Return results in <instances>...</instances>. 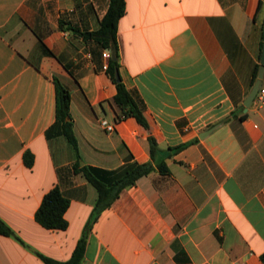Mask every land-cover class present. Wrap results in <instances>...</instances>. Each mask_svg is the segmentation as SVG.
I'll return each instance as SVG.
<instances>
[{"label":"crops","instance_id":"obj_1","mask_svg":"<svg viewBox=\"0 0 264 264\" xmlns=\"http://www.w3.org/2000/svg\"><path fill=\"white\" fill-rule=\"evenodd\" d=\"M108 6L0 0V219L15 234H0V264H45L36 253L65 262L84 233L80 264H262L264 103L244 101L264 0H125L119 74L148 129L116 118L111 50L80 33L97 30ZM54 79L70 93L78 156L56 124ZM149 136L161 150L188 145L86 228L98 194L77 164L111 172L151 161ZM54 187L69 200L65 229L34 217Z\"/></svg>","mask_w":264,"mask_h":264},{"label":"trees","instance_id":"obj_2","mask_svg":"<svg viewBox=\"0 0 264 264\" xmlns=\"http://www.w3.org/2000/svg\"><path fill=\"white\" fill-rule=\"evenodd\" d=\"M124 12L125 0H109L108 9L100 22L99 28L95 31H85L80 33L83 38L93 39L103 48L108 50L115 49L117 52V58L115 60L109 57L106 69L109 78L116 87V93L112 98L113 104L118 109L116 118L122 119L133 117L143 128L148 129L149 125L143 114V108L140 101L126 88L121 77L120 81H117L115 77V71L117 70L119 72L118 44L116 40L117 24ZM258 70L259 65L254 69L252 84H254L257 79ZM54 83L56 92V124L60 126V133L67 139L78 156L77 141L73 132L72 122L71 120H66L67 118H70V93L57 79H54ZM148 142L151 161L145 163L131 162L111 172L86 165L79 167L77 164L76 170L81 172L95 187L98 194L86 228H88L98 217L101 211L109 208L113 204L123 190L134 185L138 178L147 175L155 168L162 173L168 172L166 159L170 158L173 154L188 145V143H183L171 147L168 150H161L158 148L153 137L149 136ZM23 159L25 165L28 167L32 166L33 155L30 152H25L23 154ZM68 206L69 200L63 196L58 187H54L43 196L42 201L35 212V220L47 229H65L67 227V221L64 218V213ZM0 234L15 237L12 229L1 219ZM85 244L86 240L84 233L78 241L71 258L65 262L54 260L39 253L36 254L45 264H80L83 258ZM260 260L262 264H264V252L260 254Z\"/></svg>","mask_w":264,"mask_h":264},{"label":"water","instance_id":"obj_3","mask_svg":"<svg viewBox=\"0 0 264 264\" xmlns=\"http://www.w3.org/2000/svg\"><path fill=\"white\" fill-rule=\"evenodd\" d=\"M110 56L113 60H115L117 58V52L115 49L111 50ZM115 77H116L117 81H120V74L117 70L115 71ZM263 78H264V33H263V43H262L261 56H260V61H259L258 75H257V79H256L249 95L247 96L246 100L244 101V106L246 108H248L251 105L252 101L254 100L255 96L257 95L260 87L262 86ZM67 120H69V119H67Z\"/></svg>","mask_w":264,"mask_h":264},{"label":"built area","instance_id":"obj_4","mask_svg":"<svg viewBox=\"0 0 264 264\" xmlns=\"http://www.w3.org/2000/svg\"><path fill=\"white\" fill-rule=\"evenodd\" d=\"M103 56L104 57H109V53L104 52ZM254 102H257V103H260V104L264 103V88L262 86L260 87L257 95L255 96ZM100 124L107 132L114 131V123H110L108 120L102 119Z\"/></svg>","mask_w":264,"mask_h":264},{"label":"rangeland","instance_id":"obj_5","mask_svg":"<svg viewBox=\"0 0 264 264\" xmlns=\"http://www.w3.org/2000/svg\"><path fill=\"white\" fill-rule=\"evenodd\" d=\"M263 84H264V80H263Z\"/></svg>","mask_w":264,"mask_h":264}]
</instances>
